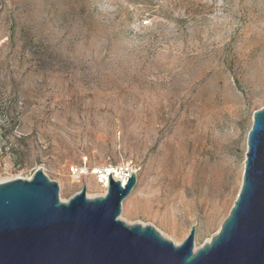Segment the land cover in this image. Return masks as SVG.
<instances>
[{"label": "rangeland", "instance_id": "rangeland-1", "mask_svg": "<svg viewBox=\"0 0 264 264\" xmlns=\"http://www.w3.org/2000/svg\"><path fill=\"white\" fill-rule=\"evenodd\" d=\"M264 106V0H0V182L37 169L60 202L128 165L117 219L194 250L242 184Z\"/></svg>", "mask_w": 264, "mask_h": 264}, {"label": "water", "instance_id": "water-1", "mask_svg": "<svg viewBox=\"0 0 264 264\" xmlns=\"http://www.w3.org/2000/svg\"><path fill=\"white\" fill-rule=\"evenodd\" d=\"M135 183V171L124 182L109 174L104 196L83 187L64 203L41 169L0 182V264H264V106L252 116L237 198L209 243L194 250V226L174 245L117 219Z\"/></svg>", "mask_w": 264, "mask_h": 264}, {"label": "built area", "instance_id": "built-area-1", "mask_svg": "<svg viewBox=\"0 0 264 264\" xmlns=\"http://www.w3.org/2000/svg\"><path fill=\"white\" fill-rule=\"evenodd\" d=\"M111 169L108 172L105 168L104 169H94L88 171L87 169H78L77 167H71L70 173L72 175H76L79 177L82 174H94L97 177V182L100 186L107 189L108 186V175H112V177L116 180L124 182L129 176L130 173L134 172L128 165L124 167H109Z\"/></svg>", "mask_w": 264, "mask_h": 264}, {"label": "bare ground", "instance_id": "bare-ground-1", "mask_svg": "<svg viewBox=\"0 0 264 264\" xmlns=\"http://www.w3.org/2000/svg\"><path fill=\"white\" fill-rule=\"evenodd\" d=\"M108 172H110L111 171V169L110 168H108V169H106Z\"/></svg>", "mask_w": 264, "mask_h": 264}]
</instances>
